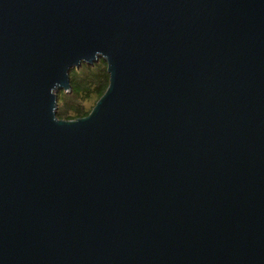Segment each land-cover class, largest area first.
Returning a JSON list of instances; mask_svg holds the SVG:
<instances>
[{
    "label": "water",
    "instance_id": "obj_1",
    "mask_svg": "<svg viewBox=\"0 0 264 264\" xmlns=\"http://www.w3.org/2000/svg\"><path fill=\"white\" fill-rule=\"evenodd\" d=\"M0 264H264V0H0Z\"/></svg>",
    "mask_w": 264,
    "mask_h": 264
},
{
    "label": "trees",
    "instance_id": "obj_2",
    "mask_svg": "<svg viewBox=\"0 0 264 264\" xmlns=\"http://www.w3.org/2000/svg\"><path fill=\"white\" fill-rule=\"evenodd\" d=\"M70 89L57 92V115L74 118L85 115L96 98L103 92L108 75L105 62L98 58L91 64L82 62L69 71Z\"/></svg>",
    "mask_w": 264,
    "mask_h": 264
}]
</instances>
